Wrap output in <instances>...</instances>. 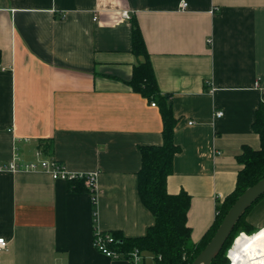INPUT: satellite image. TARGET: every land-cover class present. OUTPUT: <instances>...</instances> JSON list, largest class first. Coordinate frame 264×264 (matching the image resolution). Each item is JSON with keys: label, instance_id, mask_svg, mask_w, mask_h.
<instances>
[{"label": "crops", "instance_id": "crops-1", "mask_svg": "<svg viewBox=\"0 0 264 264\" xmlns=\"http://www.w3.org/2000/svg\"><path fill=\"white\" fill-rule=\"evenodd\" d=\"M132 18L172 96L180 152L167 190L191 196L194 244L236 189L243 148L260 149L264 0H0V167L41 151L70 173L98 174L95 218L86 186L0 170V264H128L98 252L95 231L139 238L154 225L138 192L140 148L163 144V121L129 84L143 62ZM247 222L264 227V198Z\"/></svg>", "mask_w": 264, "mask_h": 264}, {"label": "trees", "instance_id": "trees-1", "mask_svg": "<svg viewBox=\"0 0 264 264\" xmlns=\"http://www.w3.org/2000/svg\"><path fill=\"white\" fill-rule=\"evenodd\" d=\"M131 22L133 52L137 57L143 58V62L135 66L129 84L134 92L159 106L163 121V144L140 148L142 168L138 174V192L143 205L154 216L155 223L143 237L139 238H125L119 232H111L117 241L113 248L123 252L138 249L149 253L154 258V264H193L197 256L209 244L238 198L249 187L264 178V105L260 106L254 123V131L260 138V149L243 148L238 156L242 169L238 174L236 189L226 197L223 203L216 205L214 225L201 242L194 244L191 238L192 230L188 226L191 196L186 192L171 195L167 190L168 178L174 171V159L180 152V147L175 142L177 118L173 111L172 96L160 92L141 29L135 18H132ZM68 182L72 190L86 189L83 180ZM263 198L264 195L242 216L223 250L212 264H230L227 256L238 228L242 227V234L248 236L259 231L250 227L247 216ZM93 206L96 218L97 208Z\"/></svg>", "mask_w": 264, "mask_h": 264}, {"label": "built area", "instance_id": "built-area-1", "mask_svg": "<svg viewBox=\"0 0 264 264\" xmlns=\"http://www.w3.org/2000/svg\"><path fill=\"white\" fill-rule=\"evenodd\" d=\"M188 6L187 3L183 2L181 7L185 9ZM125 18H129L128 14H124ZM152 106H156L152 103ZM223 112H217L216 117H222ZM43 153L41 151L36 152V162H30L25 165H19L15 161L9 166L0 167V170L11 171V172H42L50 175L54 180H83L85 186L88 188L92 196V204L96 206L98 195H97V173H70L66 170L64 164L51 161L42 158ZM116 238L110 232L95 231L94 234V246L96 250L103 255L113 260L125 259L128 264H147V256L145 252L135 249L130 252L117 251L113 248L116 244ZM8 249V242L4 238H0V253ZM152 256V255H151ZM154 264V258L152 256ZM231 262V259L228 258Z\"/></svg>", "mask_w": 264, "mask_h": 264}, {"label": "water", "instance_id": "water-1", "mask_svg": "<svg viewBox=\"0 0 264 264\" xmlns=\"http://www.w3.org/2000/svg\"><path fill=\"white\" fill-rule=\"evenodd\" d=\"M264 195V178L249 187L230 209L217 232L193 264H212L223 250L242 216ZM230 250L228 252L229 257Z\"/></svg>", "mask_w": 264, "mask_h": 264}, {"label": "bare ground", "instance_id": "bare-ground-1", "mask_svg": "<svg viewBox=\"0 0 264 264\" xmlns=\"http://www.w3.org/2000/svg\"><path fill=\"white\" fill-rule=\"evenodd\" d=\"M230 264H264V227L230 249Z\"/></svg>", "mask_w": 264, "mask_h": 264}, {"label": "rangeland", "instance_id": "rangeland-1", "mask_svg": "<svg viewBox=\"0 0 264 264\" xmlns=\"http://www.w3.org/2000/svg\"><path fill=\"white\" fill-rule=\"evenodd\" d=\"M242 230H243L242 227L238 228V230L234 236L235 239H234V241H232L233 245L231 246V248L238 246L243 240H245L248 237V235L242 234L243 233ZM240 234H242V235H240ZM145 255L147 256V264H152L153 259H152L151 254L146 253Z\"/></svg>", "mask_w": 264, "mask_h": 264}]
</instances>
